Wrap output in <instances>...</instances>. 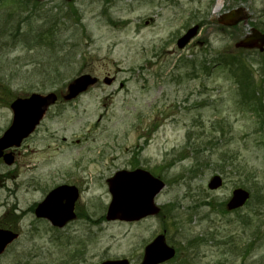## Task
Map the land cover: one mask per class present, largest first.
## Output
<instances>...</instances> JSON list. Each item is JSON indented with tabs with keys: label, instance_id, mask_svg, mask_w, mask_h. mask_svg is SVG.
<instances>
[{
	"label": "rangeland",
	"instance_id": "1",
	"mask_svg": "<svg viewBox=\"0 0 264 264\" xmlns=\"http://www.w3.org/2000/svg\"><path fill=\"white\" fill-rule=\"evenodd\" d=\"M216 2L0 0V135L13 99L59 95L10 150L14 163L0 159V228L18 234L0 264H139L163 231L177 256L165 264H253L264 254L258 241L245 246L264 222V50L235 47L252 30L264 33V0H223L214 12ZM235 8L245 19L221 23ZM82 74L97 83L63 101ZM134 169L163 181L160 215L105 220L106 180ZM212 176L223 180L216 190L207 188ZM63 184L79 191L77 218L56 229L34 209ZM235 188L251 198L227 212ZM211 234L218 243L207 242ZM229 234L237 247L223 244Z\"/></svg>",
	"mask_w": 264,
	"mask_h": 264
},
{
	"label": "water",
	"instance_id": "2",
	"mask_svg": "<svg viewBox=\"0 0 264 264\" xmlns=\"http://www.w3.org/2000/svg\"><path fill=\"white\" fill-rule=\"evenodd\" d=\"M71 1V0H66ZM242 9L232 10L230 13L222 16L224 21L235 24L241 18H244ZM231 21V22H230ZM197 26L189 29L182 36L177 46L184 47L187 42L196 34ZM237 47L264 49V34L252 30L243 40L236 44ZM96 78L90 75H81L74 79L67 86V94L63 96L64 100H71L78 94L87 90L88 87L96 83ZM106 84L112 82L111 79H105ZM57 97L54 93L46 95L31 94L27 98L15 99L10 108L13 118L10 126L0 137V157L6 165L13 163L14 157L11 153H4L5 149L12 146L18 147L21 141L26 138L39 123L48 107L55 103ZM112 200L106 212L107 220H137L148 214H155L158 209L153 205L154 196L163 188V183L152 178L149 174L142 171L131 173L119 172L107 181ZM221 185V179L214 176L208 184L209 189H216ZM148 188L145 201L142 196L143 187ZM78 197L77 189L73 186H58L50 191L45 198L36 206L35 215L39 218H45L53 226L63 227L68 221L75 218L74 203ZM249 194L236 189L227 203V209L232 210L241 207L248 199ZM17 238V234L9 230L0 229V254L3 253L7 245ZM174 256V249L167 246L162 235L156 237L154 241L144 249L143 259L140 264H160ZM101 264H129L127 260L104 261Z\"/></svg>",
	"mask_w": 264,
	"mask_h": 264
},
{
	"label": "trees",
	"instance_id": "3",
	"mask_svg": "<svg viewBox=\"0 0 264 264\" xmlns=\"http://www.w3.org/2000/svg\"><path fill=\"white\" fill-rule=\"evenodd\" d=\"M245 223H247V219H245ZM224 234V233H222ZM235 234H232V236L229 234L228 236L225 237L224 241H223V244H230L233 248L234 247H237V241L233 238L237 237V236H234ZM253 240H252V243L253 241H258L261 246L264 245V222L263 223H260V225L257 226V229L256 231L253 232ZM231 238V240H227V238ZM206 240L204 239H196V245H200L202 243H204ZM207 242H213V243H218L217 241V237L214 235V234H211L209 237H208V240ZM251 243V244H252ZM191 246H194V245H191ZM190 246V247H191ZM184 249L186 248L185 246L183 247ZM226 252L228 250H225ZM177 256L171 261V262H174L175 263V260H176ZM184 264H189V263H186V262H183ZM182 262H178L177 264H183ZM264 264V254L260 255L259 256V259L256 260V262H254L253 264Z\"/></svg>",
	"mask_w": 264,
	"mask_h": 264
},
{
	"label": "bare ground",
	"instance_id": "4",
	"mask_svg": "<svg viewBox=\"0 0 264 264\" xmlns=\"http://www.w3.org/2000/svg\"><path fill=\"white\" fill-rule=\"evenodd\" d=\"M222 5H223V0H217L214 7V12H218L222 8Z\"/></svg>",
	"mask_w": 264,
	"mask_h": 264
}]
</instances>
